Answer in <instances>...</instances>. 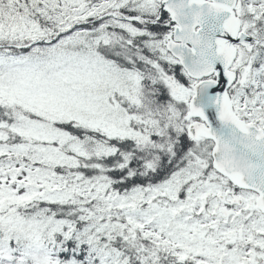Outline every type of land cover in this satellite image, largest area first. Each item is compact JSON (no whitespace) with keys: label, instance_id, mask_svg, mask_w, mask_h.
Returning <instances> with one entry per match:
<instances>
[{"label":"snow or ice","instance_id":"snow-or-ice-1","mask_svg":"<svg viewBox=\"0 0 264 264\" xmlns=\"http://www.w3.org/2000/svg\"><path fill=\"white\" fill-rule=\"evenodd\" d=\"M0 264H264V0H0Z\"/></svg>","mask_w":264,"mask_h":264}]
</instances>
